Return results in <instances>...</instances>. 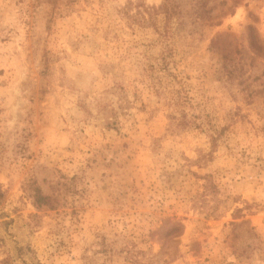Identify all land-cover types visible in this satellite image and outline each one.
<instances>
[{
	"label": "rangeland",
	"instance_id": "1",
	"mask_svg": "<svg viewBox=\"0 0 264 264\" xmlns=\"http://www.w3.org/2000/svg\"><path fill=\"white\" fill-rule=\"evenodd\" d=\"M162 1L0 0V262L264 264V0Z\"/></svg>",
	"mask_w": 264,
	"mask_h": 264
},
{
	"label": "trees",
	"instance_id": "2",
	"mask_svg": "<svg viewBox=\"0 0 264 264\" xmlns=\"http://www.w3.org/2000/svg\"><path fill=\"white\" fill-rule=\"evenodd\" d=\"M157 10L159 12H161L162 14H164L165 17V21L169 22L171 20V18L173 17L174 14H176L177 10H176V6L174 4V0H163L162 3L158 6ZM109 117H106L105 119L107 120V124H114V121H110L108 119ZM184 120V119H183ZM184 122V121H183ZM4 197V191L1 189L0 186V202L2 200V198ZM32 197H33V201H34V205L36 206H41L43 204H47L48 203V196L42 194L41 189L34 185L32 187ZM10 221H5V223H9ZM18 251L22 250V247H17ZM0 264H9V259H3Z\"/></svg>",
	"mask_w": 264,
	"mask_h": 264
}]
</instances>
